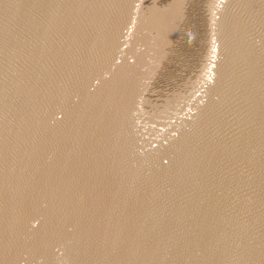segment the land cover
<instances>
[{
  "label": "water",
  "instance_id": "water-1",
  "mask_svg": "<svg viewBox=\"0 0 264 264\" xmlns=\"http://www.w3.org/2000/svg\"><path fill=\"white\" fill-rule=\"evenodd\" d=\"M0 264H264V0H0Z\"/></svg>",
  "mask_w": 264,
  "mask_h": 264
}]
</instances>
